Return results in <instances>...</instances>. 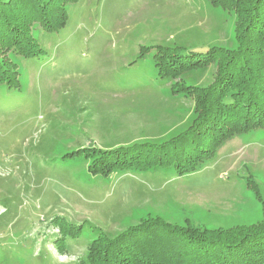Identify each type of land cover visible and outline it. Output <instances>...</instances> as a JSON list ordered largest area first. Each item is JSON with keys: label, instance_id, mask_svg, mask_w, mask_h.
I'll use <instances>...</instances> for the list:
<instances>
[{"label": "rangeland", "instance_id": "obj_1", "mask_svg": "<svg viewBox=\"0 0 264 264\" xmlns=\"http://www.w3.org/2000/svg\"><path fill=\"white\" fill-rule=\"evenodd\" d=\"M66 12L58 32L32 23L34 57L0 46L14 83L0 84V264H76L93 241L152 220L166 227L147 230L152 242L175 253L196 246L177 235L260 222L264 131L234 137L182 177L172 166L89 170L102 151L161 144L190 126L185 90L209 86L217 62L170 83L159 57L236 50V15L208 0H74Z\"/></svg>", "mask_w": 264, "mask_h": 264}, {"label": "trees", "instance_id": "obj_2", "mask_svg": "<svg viewBox=\"0 0 264 264\" xmlns=\"http://www.w3.org/2000/svg\"><path fill=\"white\" fill-rule=\"evenodd\" d=\"M73 1L0 0V46L6 44L21 51L35 49L33 57L41 53L30 33L32 23L46 32H58L67 21L66 9ZM208 1L236 15L238 48L213 47L185 57L187 60L166 51L157 65L159 76L172 83L183 73L217 62L209 86L185 90L194 102L192 123L184 132L161 144L144 143L100 152L89 167L92 175L108 177L112 172L172 166L176 175L182 177L194 173L234 137L264 131V0ZM162 58H167L163 65ZM3 66L0 60V84L11 88L13 80ZM157 224L160 223L152 220L145 229L133 227L114 240L101 237L93 241L86 257L76 264H264V217L255 225L237 230H205L206 237L177 235L175 241L181 239L196 245L185 250L186 253H175L172 246L176 245L157 246L158 243L152 242L157 231L147 230L166 232L163 224L160 227ZM142 241L147 242L145 248L140 246Z\"/></svg>", "mask_w": 264, "mask_h": 264}]
</instances>
